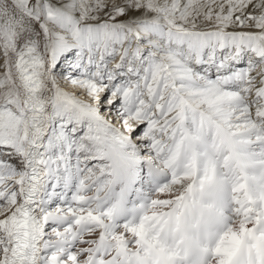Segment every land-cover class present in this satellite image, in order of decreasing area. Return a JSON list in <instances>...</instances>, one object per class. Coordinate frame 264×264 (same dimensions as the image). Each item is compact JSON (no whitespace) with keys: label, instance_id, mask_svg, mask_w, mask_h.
<instances>
[{"label":"snow or ice","instance_id":"obj_1","mask_svg":"<svg viewBox=\"0 0 264 264\" xmlns=\"http://www.w3.org/2000/svg\"><path fill=\"white\" fill-rule=\"evenodd\" d=\"M0 264H264V0H0Z\"/></svg>","mask_w":264,"mask_h":264}]
</instances>
